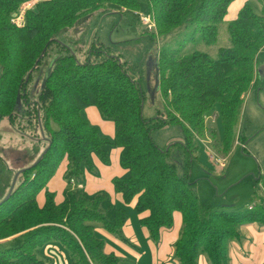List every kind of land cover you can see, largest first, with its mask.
Masks as SVG:
<instances>
[{
    "label": "trees",
    "instance_id": "1",
    "mask_svg": "<svg viewBox=\"0 0 264 264\" xmlns=\"http://www.w3.org/2000/svg\"><path fill=\"white\" fill-rule=\"evenodd\" d=\"M31 1L0 0V119L6 117L18 129L33 133L40 122L42 130L49 132L47 152L36 164L21 168L7 200L16 171L0 155V240L19 233L23 237L21 247L0 248V264H47L36 249L50 241L66 246L75 264L119 261L104 252L103 240L94 233L98 221L120 231L128 216L124 208H118L115 222L108 221L102 209L107 193L90 197L70 186L61 203H56L51 193L43 207L37 202L38 192L65 156L70 184L71 178L81 175L83 163L91 162L92 152L107 160L110 145L124 147L122 164L130 170L128 177L115 180V188L126 203L137 198L135 208L147 212L142 222L154 240H159L162 228L172 227L173 214L179 211L184 218L175 251L179 260L196 264L199 253L207 252L211 264H230V241L239 237L240 225L264 224V205L242 210L205 207L190 181V163L193 152L200 149L198 140L206 138L207 117L217 106L225 138L220 140L214 134L210 144L216 152L229 154L245 97L252 88H260L264 0H256L262 5L261 13L254 9L255 0L242 7L227 25L228 45L219 46L215 53L186 46L189 42L216 45L233 0H147L158 35H175L171 45L164 42L159 47L160 91L166 112L152 118L144 116V92L120 55L110 53L97 41L84 48L82 34L78 40L81 59L73 45L60 38L62 32L90 13L105 10L109 3L138 11L139 0H40L36 10L26 12L23 26L13 23V16ZM53 60L46 84L38 98L32 99L31 81L42 70L45 77ZM21 102L25 104V124L19 119L24 118L19 113ZM92 105L114 121V139L103 137L82 115V110ZM175 123L183 126L186 137L185 176L170 158L171 147L161 148L152 136L154 130ZM258 183L264 191V172Z\"/></svg>",
    "mask_w": 264,
    "mask_h": 264
},
{
    "label": "rangeland",
    "instance_id": "2",
    "mask_svg": "<svg viewBox=\"0 0 264 264\" xmlns=\"http://www.w3.org/2000/svg\"><path fill=\"white\" fill-rule=\"evenodd\" d=\"M38 1L40 0H33L22 5L20 11L13 17L22 12L25 16L27 11L36 10ZM139 1L140 8L137 12L131 8L126 9L121 5L109 3L105 10L99 9L90 13L75 27L62 32L60 38L73 45L81 59H83V55L78 48V40L82 34L86 38L84 48L97 41L104 43L110 53L120 55L123 61H126L125 65L129 73L140 83L144 92V116L152 118L166 112L161 91L157 89L153 92L157 88L156 63L159 47L164 42L171 45L170 40H173L175 35L159 36L157 28L148 29L141 18L143 15H150L149 5L147 0ZM255 10L261 13L257 6ZM23 18V24L20 26L25 23V17ZM231 20L228 17L225 18V22L220 27V40L216 45L208 46L203 42L196 45V43L189 42L186 48L193 46V49L215 53L219 46L228 45L227 25ZM177 44V41L173 43L174 46ZM259 69L260 88H254L244 101L238 136L227 158L221 151L218 153L211 146L210 139H213V134L210 131L207 132L205 141L203 139L198 142L201 144L200 149H196L191 156L190 181L194 183L193 188L197 192L201 204L205 207L225 206L242 210L258 203L264 205V191L258 183V178L264 172V48L260 51ZM43 82L44 71L42 70L41 74L36 73L30 83L32 99L38 98ZM24 106L23 102L19 105V113L24 117L19 119L25 124L27 119L24 115ZM210 116V120H208L210 127L220 140H224L225 133L218 106L214 108ZM214 118L215 122H212ZM9 124L7 122L0 124V155L6 159L10 166L15 167L17 173H20L22 167L32 166L41 157L47 148L45 144L49 132L42 130L40 122L38 126L36 124L35 133L29 129H18L10 121ZM53 126L55 127L56 124L54 123ZM152 136L161 148L171 147L170 158L176 163L178 173L185 176L188 154L183 146L186 139L183 126L179 123L171 124L154 130ZM216 153L220 154L218 157L221 159L226 158L224 167L216 162L218 158L215 156ZM22 243L23 237L20 235L13 237L8 242L0 243V248L21 247ZM59 247L61 251H64L56 252L59 262L75 264L70 250L63 244ZM106 254L110 255L111 253L106 252Z\"/></svg>",
    "mask_w": 264,
    "mask_h": 264
},
{
    "label": "crops",
    "instance_id": "3",
    "mask_svg": "<svg viewBox=\"0 0 264 264\" xmlns=\"http://www.w3.org/2000/svg\"><path fill=\"white\" fill-rule=\"evenodd\" d=\"M248 1L249 0H233L225 18L228 17L232 20L236 19L240 10ZM253 6L254 9L257 6L258 9L262 11L260 2L256 0L253 1ZM258 62L260 63V53ZM259 72L260 69L258 70V76L260 77ZM253 89L254 88L249 90L245 99L253 92ZM158 91H160V89ZM82 115L87 118L92 125L98 127L103 137L114 139L116 134L115 123L111 118L105 116L98 106L92 105L84 108L82 110ZM210 117L211 116L207 117V131L212 132L214 135L215 131L212 130L209 125L210 122H208ZM212 120V122H215V118ZM3 122L9 124V120L6 117L0 119V124ZM216 138H218L217 135ZM198 141H203V139H199ZM107 150V160H104L95 152L91 153V162L83 163L82 173L76 179V186L70 185L66 177L69 160L68 157L65 156L56 168L54 174L48 179L46 185L38 192L37 202L39 207L45 205L47 193L54 195L56 203L63 202L65 199V191L70 188V186L72 189L84 192L90 197L100 193H107L109 197L102 202V209L106 212L108 221L115 222L116 210L118 208H124L128 215L120 231L107 228L103 222L100 221L96 222L94 225L96 237L104 242V252L112 253L119 258L116 264H183L175 253L176 244L181 238L184 229V218L182 213L175 211L173 214L172 227L162 228L159 240H154L150 230L142 222L147 212L140 213L135 208L137 198L130 203H126L122 193L118 192L115 188L114 183L116 179L126 178L130 174L129 168H126L122 164L124 147L110 145L107 147ZM227 155H225L226 158ZM215 156L218 157L217 154H215ZM211 157L213 158L212 154ZM11 167L15 170V167L12 165ZM79 185H82V187H79ZM255 205H259V203ZM20 235L22 236V233L1 239L0 243L8 242L13 237ZM61 245L62 244L58 241H50L37 248L36 254L47 264H66L64 262L60 263L59 259L56 257L57 251L64 252L61 251L59 247ZM229 257L230 264H264V224L255 221L240 225L239 237L232 239L229 243ZM68 264L70 263L68 262ZM196 264H211L207 252L199 253Z\"/></svg>",
    "mask_w": 264,
    "mask_h": 264
},
{
    "label": "built area",
    "instance_id": "4",
    "mask_svg": "<svg viewBox=\"0 0 264 264\" xmlns=\"http://www.w3.org/2000/svg\"><path fill=\"white\" fill-rule=\"evenodd\" d=\"M23 17H25V16H24V13L22 12L20 15L13 17L12 22L15 23L16 25L20 26L23 24V21H24ZM141 20L148 27V29L154 30L156 28V22H155L153 15H151V14L147 15V16L143 15ZM225 160H226V158L221 159L220 157H218L216 162L220 163V165L222 167H224L225 166ZM70 184L76 186V184H77L76 178H71ZM78 184H81V183H78ZM79 187H82V185H79ZM254 205H252V207Z\"/></svg>",
    "mask_w": 264,
    "mask_h": 264
},
{
    "label": "water",
    "instance_id": "5",
    "mask_svg": "<svg viewBox=\"0 0 264 264\" xmlns=\"http://www.w3.org/2000/svg\"><path fill=\"white\" fill-rule=\"evenodd\" d=\"M53 65H54V60L50 63L49 67L47 68V70L45 72L43 86L46 84V82L48 80V77H49V75L51 73ZM156 67H157V88L153 92H155L157 89L158 90L160 89V73H159V68H158V60H157V63H156ZM46 152H47V148L43 151V153L41 154V157H39V159L36 161V163L39 162L43 158V156L45 155ZM18 175H19V173L16 174V176H15L13 182H12L11 189H10L7 197L4 200H7L9 198L12 190L14 189V187L16 185V181H17Z\"/></svg>",
    "mask_w": 264,
    "mask_h": 264
}]
</instances>
